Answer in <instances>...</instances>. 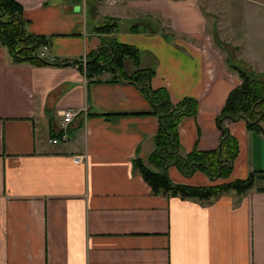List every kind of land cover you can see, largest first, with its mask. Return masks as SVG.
<instances>
[{
  "label": "crops",
  "instance_id": "obj_1",
  "mask_svg": "<svg viewBox=\"0 0 264 264\" xmlns=\"http://www.w3.org/2000/svg\"><path fill=\"white\" fill-rule=\"evenodd\" d=\"M15 1L27 32L51 38L41 53L49 62L99 47V26L70 14L76 0ZM116 12L134 22L112 36L140 50L138 68L126 60L127 75L153 70L151 87L174 104L199 102L198 115L178 126L181 152L217 149V117L242 83L229 65L264 75V0H131ZM70 110L78 115L64 130ZM153 112L140 85L111 74L89 80L78 66L16 64L0 45V264H264L259 185L203 204L155 194L135 168L139 160L164 173L150 162ZM226 126L240 147L230 178L187 177L173 166L174 184L207 187L264 171V122L262 133L244 120Z\"/></svg>",
  "mask_w": 264,
  "mask_h": 264
},
{
  "label": "trees",
  "instance_id": "obj_2",
  "mask_svg": "<svg viewBox=\"0 0 264 264\" xmlns=\"http://www.w3.org/2000/svg\"><path fill=\"white\" fill-rule=\"evenodd\" d=\"M118 20L107 18L95 31L101 35L99 47L84 59H55L49 62L41 56L42 49L51 45V38L27 32V20L23 7L15 0H0V45L6 48L16 64H31L36 67L78 66L85 76L91 80L101 79L111 74L115 79L140 85L142 92L151 101L158 117L159 127L155 136L156 151L150 162L164 173H156L146 168L139 160L134 162L135 168L157 195L179 197L183 200H194L203 204L213 203L223 195L234 192L243 196L257 187L264 192V171H255L244 180L236 179L228 183H220L207 187H192L174 184L167 170L177 167L183 175L190 177L196 172L205 173L211 180L228 179L232 175L233 165L239 156L240 147L229 128L227 121L244 120L251 131L262 133L261 122H264V75L247 72L239 67L229 65L242 83L232 90L217 117V125L221 131L219 147L211 151L194 149L191 153L181 152L178 126L186 117L195 118L199 112V102L191 97L174 104L166 89L154 90L151 80L153 70L138 69L130 76L125 72L126 60L133 61L136 68L140 65V50L134 46L120 44L112 36L118 30Z\"/></svg>",
  "mask_w": 264,
  "mask_h": 264
},
{
  "label": "rangeland",
  "instance_id": "obj_3",
  "mask_svg": "<svg viewBox=\"0 0 264 264\" xmlns=\"http://www.w3.org/2000/svg\"><path fill=\"white\" fill-rule=\"evenodd\" d=\"M116 1L115 3H113ZM131 0H76L75 2V12L70 13L72 15H79L80 20L78 22H86L88 23L89 27H96L101 26L104 22H106L107 18L118 20L119 26H118V32L120 35L128 34V32L131 30V27L133 25L130 18H126L123 15H120V13H117L116 11H119L122 7V5L127 4ZM205 9V5H204ZM126 14L127 11H124ZM132 15V14H128ZM134 67L133 61H128V70L132 69ZM260 185L264 186V182H262Z\"/></svg>",
  "mask_w": 264,
  "mask_h": 264
},
{
  "label": "built area",
  "instance_id": "obj_4",
  "mask_svg": "<svg viewBox=\"0 0 264 264\" xmlns=\"http://www.w3.org/2000/svg\"><path fill=\"white\" fill-rule=\"evenodd\" d=\"M78 115V113L70 110V111H66L63 113V122H62V127L64 130H66V128L68 127V125L73 121V119ZM66 140V136L65 135H61L60 138H56L52 140L53 144H57L58 140Z\"/></svg>",
  "mask_w": 264,
  "mask_h": 264
}]
</instances>
